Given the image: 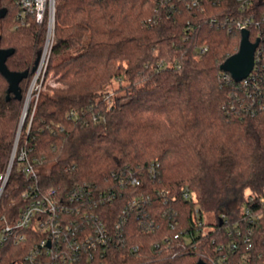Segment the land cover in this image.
I'll return each instance as SVG.
<instances>
[{"label":"trees","instance_id":"1","mask_svg":"<svg viewBox=\"0 0 264 264\" xmlns=\"http://www.w3.org/2000/svg\"><path fill=\"white\" fill-rule=\"evenodd\" d=\"M17 1L0 0V11L6 10L0 49H15L7 66L24 72L33 67L44 40L34 23L15 28ZM174 4L57 0L48 73L59 87L48 86L31 101L22 139L43 162L39 174L48 187L110 185L115 173L140 178V186H126L125 197L112 203L119 205L118 213L134 197H144L129 208L127 248L111 253L123 256L120 264H244L247 254L259 264L264 210L253 207V217L239 225L244 232L254 230V249L242 243L235 250L232 244L242 242L234 224L245 216L246 195L264 197V113L231 109L238 82L224 80L221 65L239 50L241 33L211 23L230 12L238 16L239 8L235 0H205L204 9ZM253 9L264 15V2ZM259 31L264 34V24L251 30L252 42ZM204 47L208 50L201 53ZM29 83L30 78L20 83L22 99L8 98L9 84L0 74V172L9 160ZM22 178L14 166L0 202V215L12 214L9 221L21 207L15 185ZM187 189L194 199L184 198ZM196 208L200 218L214 217L210 229L196 230ZM222 216L227 223H221ZM148 219L155 221L154 232L141 227Z\"/></svg>","mask_w":264,"mask_h":264},{"label":"built area","instance_id":"2","mask_svg":"<svg viewBox=\"0 0 264 264\" xmlns=\"http://www.w3.org/2000/svg\"><path fill=\"white\" fill-rule=\"evenodd\" d=\"M176 0H159L161 6L171 5L175 7ZM191 8L204 9L205 0H178ZM216 3L220 0H206ZM238 5V16L232 12L221 20L214 18L212 24H217L229 33L237 31L260 30L264 24V15L255 9L262 0H235ZM56 3L57 0H18L19 12L16 15L15 28L25 27L34 23L43 32L44 41L39 50V62L36 71L31 75L32 84L28 97L25 99V108L21 116L19 126L14 137L11 153L6 168L0 172V202L4 191L11 180L14 166L23 175L21 181L15 185L18 193V203L21 204L17 217L9 221L12 215L3 213L0 215V264H120L123 256L111 255L119 253L127 248L125 227L132 211L129 208L136 207L144 199L142 196L134 197L128 203V208L118 213L119 205H113L114 200L125 197V187H138L140 178L133 172L114 174V181L108 185H94L89 183L78 184L67 190L56 187H48L41 180L39 168L42 161L31 155L32 150L26 141L23 142V129L28 120L29 96L34 93V98L39 96L44 84V78L48 71L49 60L55 40L56 28ZM260 32V31H259ZM264 37L263 31L259 37L261 42L255 52L253 70L247 78L238 82L231 109L237 114L264 113ZM207 47L201 48L205 53ZM36 58V60H37ZM35 60V62H36ZM34 62V65H35ZM33 65V66H34ZM224 80H233L231 74L224 72ZM236 82V81H235ZM36 105L33 107L29 119L28 130L32 123ZM27 109V110H26ZM154 171V165L150 172ZM184 198L194 199V194L189 190L184 191ZM10 204H16V199L11 198ZM114 206V207H112ZM253 207L264 210V197L257 200L253 194H247L245 204L242 207L245 216L234 224L237 235L242 242L232 244L233 249H238L243 243L248 250L254 249V230L239 229L241 221L247 217H253ZM259 209V211H260ZM132 210V209H131ZM118 214V218L114 215ZM196 230L210 229L199 208L195 209ZM261 215L256 218L260 219ZM221 220L227 223L224 216ZM141 227L146 232H154L156 224L153 219L142 220ZM212 223V222H211ZM215 224V219L213 220ZM176 222L171 224L175 228ZM169 241L166 239L165 243ZM155 247L160 248V244ZM132 253L139 251L138 246L131 248ZM250 254L244 256V264H252ZM264 264V253L259 254ZM227 258L224 257L223 260ZM207 263V262H206Z\"/></svg>","mask_w":264,"mask_h":264},{"label":"water","instance_id":"3","mask_svg":"<svg viewBox=\"0 0 264 264\" xmlns=\"http://www.w3.org/2000/svg\"><path fill=\"white\" fill-rule=\"evenodd\" d=\"M6 10L0 11V18L4 17ZM1 40V36H0ZM261 40L258 38L255 42L250 40V33L248 30L242 31L240 47L237 53L230 56L221 65L223 72L231 74L236 82H240L248 77L254 67L255 52L258 48ZM15 52V49H0V74L6 79L9 84L7 95L8 98L13 94L16 98L22 99V91L20 89V83L24 79L30 78V76L36 71L39 56L35 62V65L27 71L15 72L11 71L7 66V60ZM222 223V220H221ZM197 264H208L204 260H199Z\"/></svg>","mask_w":264,"mask_h":264},{"label":"rangeland","instance_id":"4","mask_svg":"<svg viewBox=\"0 0 264 264\" xmlns=\"http://www.w3.org/2000/svg\"><path fill=\"white\" fill-rule=\"evenodd\" d=\"M262 1H264V0H262ZM43 40H44V38H43ZM32 81H33L32 76H30L29 87H27V91L24 94L25 95V99L28 97V94H29V90H30V86L32 84ZM44 84L45 85L42 87V90L43 91H45L48 86H51V87H59V84L55 81L54 74L52 72L48 73V71H47L46 76L44 78ZM118 87H119V84L117 82L114 83V85L110 88V93L113 95L115 93V90ZM34 93H35V91L33 93H31L30 96H29V108H28V111H27V115L29 114V110H30V106H31V101L34 99ZM24 108H25V101H24ZM24 108H23V112H24ZM213 220H214V217H212L211 215H208L207 214L205 216L206 223L209 224V223L213 222Z\"/></svg>","mask_w":264,"mask_h":264}]
</instances>
